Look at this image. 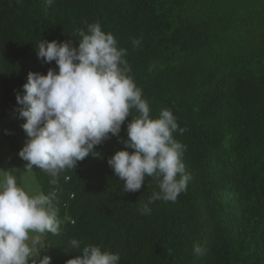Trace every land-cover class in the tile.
<instances>
[{"label": "trees", "instance_id": "16d2710c", "mask_svg": "<svg viewBox=\"0 0 264 264\" xmlns=\"http://www.w3.org/2000/svg\"><path fill=\"white\" fill-rule=\"evenodd\" d=\"M99 22L127 51L129 73L157 118L167 108L186 131L182 161L191 179L175 202L139 209L157 182L137 192L107 163L124 150L127 124L57 183L33 166L40 191L55 193L59 235L43 237L51 264L80 255L70 240L119 253L120 264H264V0H0V134L18 153L27 140L15 95L37 59L40 39L71 40ZM139 39V46L132 41ZM7 132V134H6ZM131 153V149H128ZM205 252L197 256L193 244Z\"/></svg>", "mask_w": 264, "mask_h": 264}, {"label": "clouds", "instance_id": "9594fccd", "mask_svg": "<svg viewBox=\"0 0 264 264\" xmlns=\"http://www.w3.org/2000/svg\"><path fill=\"white\" fill-rule=\"evenodd\" d=\"M46 3L51 5L53 0ZM75 35L77 46L71 40L40 39L35 48L37 59L45 64L54 61L56 68L46 74L29 72L23 95H15L28 138L18 152L26 161L23 172H32L35 166L49 174L55 185L62 171L73 170L86 157L98 156L96 146L119 138L122 124L135 109L139 115L127 124L124 150L115 152L107 163L123 182L124 192L139 191L146 177L157 182L159 191L141 205L142 215L150 214L149 206L156 200L175 202L191 179L182 161L186 145L174 138L186 129L167 108L157 118L151 117L142 89L129 74L126 49L119 48L99 22L78 29ZM140 43L139 39L132 41L134 47ZM19 173L16 168L0 170V264H51L50 256H41V252L46 249L43 237L59 235L61 230L53 206L55 193L26 191L18 184ZM69 244L80 255L66 264H120L119 253L99 245L81 248L78 239ZM204 252L199 242L193 244L194 255Z\"/></svg>", "mask_w": 264, "mask_h": 264}, {"label": "rangeland", "instance_id": "374dc122", "mask_svg": "<svg viewBox=\"0 0 264 264\" xmlns=\"http://www.w3.org/2000/svg\"><path fill=\"white\" fill-rule=\"evenodd\" d=\"M26 140H21L20 145L23 147ZM26 161H23L18 153L10 150L8 144L3 140L0 134V170H9L16 168L19 170L18 184L29 192L40 191L39 185L33 175V172H23Z\"/></svg>", "mask_w": 264, "mask_h": 264}]
</instances>
